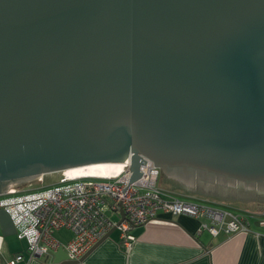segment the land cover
<instances>
[{
    "label": "water",
    "instance_id": "water-1",
    "mask_svg": "<svg viewBox=\"0 0 264 264\" xmlns=\"http://www.w3.org/2000/svg\"><path fill=\"white\" fill-rule=\"evenodd\" d=\"M128 156V183L145 156L184 189L264 192V0H0V195Z\"/></svg>",
    "mask_w": 264,
    "mask_h": 264
},
{
    "label": "built area",
    "instance_id": "built-area-1",
    "mask_svg": "<svg viewBox=\"0 0 264 264\" xmlns=\"http://www.w3.org/2000/svg\"><path fill=\"white\" fill-rule=\"evenodd\" d=\"M142 158L146 160L140 164L142 173L133 182L128 183L131 175L128 156L119 170L108 176L70 175L64 170L57 184L50 188L36 191L19 188L1 194L0 209L10 215L15 235L26 241L28 259L46 258L60 246L71 259H78L114 225L119 230V242L130 248L135 240L132 229L158 213L206 218L208 221L201 223L200 229L213 236L248 230L242 214L188 201L161 189L157 184L159 169L150 159ZM259 222L264 225V220ZM60 229L68 230L71 237L66 241L56 238L54 232ZM21 260L23 253L18 252L5 264Z\"/></svg>",
    "mask_w": 264,
    "mask_h": 264
},
{
    "label": "crops",
    "instance_id": "crops-1",
    "mask_svg": "<svg viewBox=\"0 0 264 264\" xmlns=\"http://www.w3.org/2000/svg\"><path fill=\"white\" fill-rule=\"evenodd\" d=\"M164 190L176 192L172 187ZM247 211L248 216L241 213L248 223L247 231L216 236L200 229L206 218L158 213L132 229L135 240L130 248L119 242V230L115 229V235L113 231L101 240L77 264H264V225L259 222L264 220V207ZM68 232L62 237L64 241L71 237ZM25 249L24 239L3 235L0 229V264L18 252L23 253V260L16 264H53L51 255L28 259Z\"/></svg>",
    "mask_w": 264,
    "mask_h": 264
},
{
    "label": "rangeland",
    "instance_id": "rangeland-1",
    "mask_svg": "<svg viewBox=\"0 0 264 264\" xmlns=\"http://www.w3.org/2000/svg\"><path fill=\"white\" fill-rule=\"evenodd\" d=\"M60 176H61V172H53V173L45 174L41 181L33 183V184L25 185L24 187L21 188V190L22 191H28V190L36 191V190H41L43 188H50L53 185L57 184ZM92 179L100 180L98 178H92ZM157 184L158 186H160L161 189L170 188V187L175 188L176 192H173L175 193L173 196H176V197L188 200V201H192V202H198V203H202L205 205H210L218 209H226L233 213L239 212V213H243L248 216L249 213L247 210H257V208L259 207H264L263 202L260 204H256L257 205V208H256L255 204L253 203L250 204L251 201L249 204L246 201H241V200L229 201L226 198L223 199V197H219V196H215V195H211L207 193H206L207 195H205V194H201L199 191L180 188L168 182V179L166 177H163L162 179L159 176V180ZM202 198L205 200H202ZM112 217L115 218L116 215H113ZM60 231L61 233L58 235L59 236L58 239L61 241H64V238L62 239V237L67 235L65 231L68 232V230L63 229ZM56 234H57V231L54 232V235L57 237ZM115 234L116 232L114 231L112 235H115Z\"/></svg>",
    "mask_w": 264,
    "mask_h": 264
},
{
    "label": "flooded vegetation",
    "instance_id": "flooded-vegetation-1",
    "mask_svg": "<svg viewBox=\"0 0 264 264\" xmlns=\"http://www.w3.org/2000/svg\"><path fill=\"white\" fill-rule=\"evenodd\" d=\"M256 187V186H255ZM248 188L246 185L242 184V183H235L234 186H230V187H222L220 185H215V187L213 188V191L214 192H217V193H222V194H226V199H228L229 201H232L234 199H236L238 201V199H243V198H239V196L241 195H246V194H251L252 195H260L261 197L264 198V192L262 193V191H258V189H260V186L257 185V188ZM263 187V186H262ZM261 189H264V188H261ZM227 195H230V196H227ZM232 195V196H231ZM240 196V197H241ZM253 200H246V202L249 204L250 201L251 203L250 204H260L262 203L259 199L260 198H256V196H253ZM224 199V198H223ZM257 201V202H256ZM264 201V200H263ZM257 206V205H256Z\"/></svg>",
    "mask_w": 264,
    "mask_h": 264
},
{
    "label": "bare ground",
    "instance_id": "bare-ground-1",
    "mask_svg": "<svg viewBox=\"0 0 264 264\" xmlns=\"http://www.w3.org/2000/svg\"><path fill=\"white\" fill-rule=\"evenodd\" d=\"M121 163L119 162H106V163H93L78 167L66 169L70 175H97L108 176L114 174L119 170Z\"/></svg>",
    "mask_w": 264,
    "mask_h": 264
},
{
    "label": "trees",
    "instance_id": "trees-1",
    "mask_svg": "<svg viewBox=\"0 0 264 264\" xmlns=\"http://www.w3.org/2000/svg\"><path fill=\"white\" fill-rule=\"evenodd\" d=\"M160 177L163 179L164 176H162L161 173H160ZM167 179H168V178H167ZM168 181H170V180H168ZM172 181H173V180H172ZM172 181H171V182H172ZM180 188H181V187H180ZM193 195H194V194H193ZM202 200H205V199L202 198ZM232 213H233V212H232ZM234 214H236V213H234ZM238 214H241V213H238ZM242 215H243V214H242Z\"/></svg>",
    "mask_w": 264,
    "mask_h": 264
}]
</instances>
